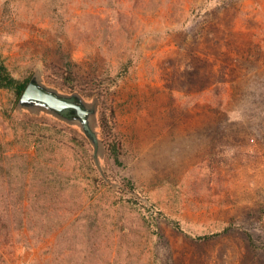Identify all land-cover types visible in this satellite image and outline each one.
Listing matches in <instances>:
<instances>
[{
  "label": "rangeland",
  "instance_id": "1",
  "mask_svg": "<svg viewBox=\"0 0 264 264\" xmlns=\"http://www.w3.org/2000/svg\"><path fill=\"white\" fill-rule=\"evenodd\" d=\"M0 63L122 141L0 87V264H264V0H0Z\"/></svg>",
  "mask_w": 264,
  "mask_h": 264
},
{
  "label": "water",
  "instance_id": "2",
  "mask_svg": "<svg viewBox=\"0 0 264 264\" xmlns=\"http://www.w3.org/2000/svg\"><path fill=\"white\" fill-rule=\"evenodd\" d=\"M18 106L32 112L46 111L70 123L78 124L94 146V160L104 174L100 153L103 141L97 129L100 100L88 101L79 91L62 92L47 84L40 73L30 78Z\"/></svg>",
  "mask_w": 264,
  "mask_h": 264
},
{
  "label": "trees",
  "instance_id": "3",
  "mask_svg": "<svg viewBox=\"0 0 264 264\" xmlns=\"http://www.w3.org/2000/svg\"><path fill=\"white\" fill-rule=\"evenodd\" d=\"M62 75L65 76L68 81H71L72 84L69 87H71L72 90L75 88L79 89L86 97H91L96 93H99L103 96L99 108L100 136L101 138L108 141L109 146H111L113 151H116L119 154L122 141L117 131L116 110L113 106L106 104V98L104 94H102V91L104 92V90L99 88L100 83L94 81V79L85 80L71 72H69V75ZM30 78L31 76L26 77L24 80L17 79L11 74L8 67L4 63H0V87L13 89L15 91L17 100L21 98ZM96 89L100 91H95ZM175 225L180 227L178 222H175Z\"/></svg>",
  "mask_w": 264,
  "mask_h": 264
}]
</instances>
